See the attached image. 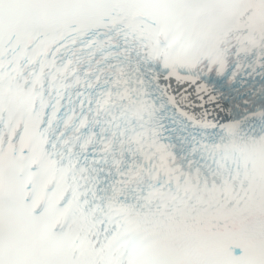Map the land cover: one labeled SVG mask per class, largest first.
I'll use <instances>...</instances> for the list:
<instances>
[{
	"label": "snow or ice",
	"instance_id": "1",
	"mask_svg": "<svg viewBox=\"0 0 264 264\" xmlns=\"http://www.w3.org/2000/svg\"><path fill=\"white\" fill-rule=\"evenodd\" d=\"M0 264H264V0H0Z\"/></svg>",
	"mask_w": 264,
	"mask_h": 264
}]
</instances>
